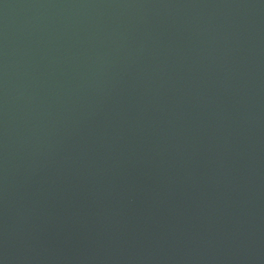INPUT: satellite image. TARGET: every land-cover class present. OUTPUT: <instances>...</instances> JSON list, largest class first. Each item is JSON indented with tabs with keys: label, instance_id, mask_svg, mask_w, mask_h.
Wrapping results in <instances>:
<instances>
[{
	"label": "water",
	"instance_id": "obj_1",
	"mask_svg": "<svg viewBox=\"0 0 264 264\" xmlns=\"http://www.w3.org/2000/svg\"><path fill=\"white\" fill-rule=\"evenodd\" d=\"M0 264H264V0H0Z\"/></svg>",
	"mask_w": 264,
	"mask_h": 264
}]
</instances>
